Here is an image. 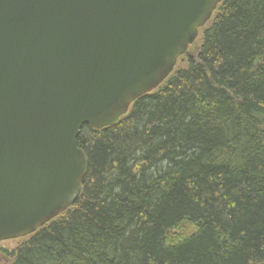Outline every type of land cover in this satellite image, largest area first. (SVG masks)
I'll return each mask as SVG.
<instances>
[{
    "label": "trees",
    "instance_id": "16d2710c",
    "mask_svg": "<svg viewBox=\"0 0 264 264\" xmlns=\"http://www.w3.org/2000/svg\"><path fill=\"white\" fill-rule=\"evenodd\" d=\"M191 47L81 129L80 195L12 264H264V0H223Z\"/></svg>",
    "mask_w": 264,
    "mask_h": 264
},
{
    "label": "water",
    "instance_id": "95a60500",
    "mask_svg": "<svg viewBox=\"0 0 264 264\" xmlns=\"http://www.w3.org/2000/svg\"><path fill=\"white\" fill-rule=\"evenodd\" d=\"M223 0H0V242L77 200L81 129L113 126Z\"/></svg>",
    "mask_w": 264,
    "mask_h": 264
},
{
    "label": "rangeland",
    "instance_id": "374dc122",
    "mask_svg": "<svg viewBox=\"0 0 264 264\" xmlns=\"http://www.w3.org/2000/svg\"><path fill=\"white\" fill-rule=\"evenodd\" d=\"M197 48V47H196ZM196 48L190 47V51L195 50ZM23 238L12 239L0 242V264H12V251L22 243Z\"/></svg>",
    "mask_w": 264,
    "mask_h": 264
}]
</instances>
